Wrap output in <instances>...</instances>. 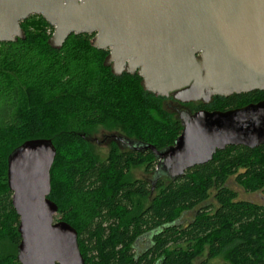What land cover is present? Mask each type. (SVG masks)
I'll use <instances>...</instances> for the list:
<instances>
[{"label": "trees", "instance_id": "trees-1", "mask_svg": "<svg viewBox=\"0 0 264 264\" xmlns=\"http://www.w3.org/2000/svg\"><path fill=\"white\" fill-rule=\"evenodd\" d=\"M21 25L25 39L0 42V111L12 115L0 120V240L9 239L0 264H22L8 161L35 138L56 147L49 197L60 220L78 231L84 264H194L204 249L210 258L224 254L223 264H264V204L239 199L229 185L234 177L246 191L264 190V145H229L178 178L156 176L159 159L145 145L163 150L183 129L163 107L167 97L146 91L137 73L113 74L104 64L109 50L94 46V34L73 33L54 48V27L43 16ZM259 96L264 91L214 96L193 112L241 107ZM100 125L141 147L115 142L107 153L92 150L88 131ZM136 167L154 175L133 177Z\"/></svg>", "mask_w": 264, "mask_h": 264}, {"label": "water", "instance_id": "water-1", "mask_svg": "<svg viewBox=\"0 0 264 264\" xmlns=\"http://www.w3.org/2000/svg\"><path fill=\"white\" fill-rule=\"evenodd\" d=\"M33 14L54 27V48L73 33L94 34V46L109 50L104 64L112 73L139 74L156 96L210 102L264 90V0H0V42L25 39L21 22ZM181 121L174 144L163 150L145 145L159 159L156 176L178 178L229 145L264 144V100L202 108ZM56 154L52 139L35 138L9 156L22 264L85 262L78 231L55 220L59 207L49 195Z\"/></svg>", "mask_w": 264, "mask_h": 264}, {"label": "rangeland", "instance_id": "rangeland-1", "mask_svg": "<svg viewBox=\"0 0 264 264\" xmlns=\"http://www.w3.org/2000/svg\"><path fill=\"white\" fill-rule=\"evenodd\" d=\"M259 98H261V96H259ZM214 100L215 99L213 98L210 102L212 103ZM178 101L179 100H177L176 98L167 97L164 100L163 107L168 112H171L174 118L179 117L181 120L182 117L187 113L188 114L194 113L193 112L194 107L197 105V103L199 102L203 103V101H194L193 103L190 102V103L182 104ZM204 103H209V102H204ZM11 117L12 115L8 113L5 109L0 111L1 121H6ZM120 133L125 134L119 130H111L103 125H100L88 131L87 141L90 144V148H92V150L97 151L100 154H104L107 153L109 149L113 146V144L117 141L118 137L120 136ZM123 148L126 149V147ZM132 174L133 177H137V178H143V177L150 178V176L154 175V174L148 175L143 167L134 168ZM229 185L238 192L239 199L254 201L257 203H264V198H263L264 195L262 194L261 191H257V192L246 191L243 186H240L237 184V182H235L234 177H231ZM193 215L194 212H189L186 215H184V219L189 220L193 217ZM60 218L61 215L57 213L55 215V220H60ZM148 241H149L148 236L141 238V240L138 242L137 249L145 248L146 245L148 244ZM8 243H9V239L6 237L0 240V251L2 253L6 252L7 249L5 248L6 246H8ZM204 260L207 261V264H223L226 261V258L224 254L210 258L207 249H204L201 252V255L196 259L194 264H200Z\"/></svg>", "mask_w": 264, "mask_h": 264}, {"label": "flooded vegetation", "instance_id": "flooded-vegetation-1", "mask_svg": "<svg viewBox=\"0 0 264 264\" xmlns=\"http://www.w3.org/2000/svg\"><path fill=\"white\" fill-rule=\"evenodd\" d=\"M255 91H264V90H255ZM251 92H253V91H251ZM249 93V92H248ZM170 98H175L174 97V94L172 93L170 96H169ZM261 100H264V96L263 97H261L259 100H257V101H252V102H250V103H255V102H258V101H261ZM178 102H180V103H182V104H186V103H190V102H181V101H178ZM249 104V103H248ZM247 105V104H246ZM200 109H202V108H200ZM206 109V108H205ZM199 110V109H198ZM120 139V140H119ZM119 139H117V144L119 145V147H121V148H123V147H133V148H138V145L136 144V143H131L130 142V140L128 141H124V139H122V138H119ZM264 144H262V145H259V146H257V147H255V148H258V147H260V146H263ZM250 148V147H249ZM255 148H251V149H255ZM124 149V148H123ZM261 192H262V194L264 195V190H260ZM257 192V191H256ZM263 198H264V196H263ZM252 202H254V201H252ZM261 204H264V203H261Z\"/></svg>", "mask_w": 264, "mask_h": 264}]
</instances>
